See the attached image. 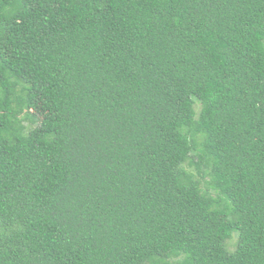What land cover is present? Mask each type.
Wrapping results in <instances>:
<instances>
[{
	"label": "trees",
	"instance_id": "16d2710c",
	"mask_svg": "<svg viewBox=\"0 0 264 264\" xmlns=\"http://www.w3.org/2000/svg\"><path fill=\"white\" fill-rule=\"evenodd\" d=\"M0 264H264V0H0Z\"/></svg>",
	"mask_w": 264,
	"mask_h": 264
},
{
	"label": "rangeland",
	"instance_id": "374dc122",
	"mask_svg": "<svg viewBox=\"0 0 264 264\" xmlns=\"http://www.w3.org/2000/svg\"><path fill=\"white\" fill-rule=\"evenodd\" d=\"M196 110L198 111V106L196 107ZM235 243H236V237L228 242V247L230 250H234Z\"/></svg>",
	"mask_w": 264,
	"mask_h": 264
}]
</instances>
